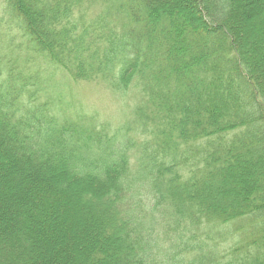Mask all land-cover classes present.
Returning a JSON list of instances; mask_svg holds the SVG:
<instances>
[{
  "label": "trees",
  "instance_id": "obj_1",
  "mask_svg": "<svg viewBox=\"0 0 264 264\" xmlns=\"http://www.w3.org/2000/svg\"><path fill=\"white\" fill-rule=\"evenodd\" d=\"M4 3L49 66L144 103L109 136L37 102L36 78L3 62L0 264H264V58L238 19L264 16V0ZM70 199L85 211L80 249ZM248 218L254 236L230 227Z\"/></svg>",
  "mask_w": 264,
  "mask_h": 264
},
{
  "label": "rangeland",
  "instance_id": "obj_2",
  "mask_svg": "<svg viewBox=\"0 0 264 264\" xmlns=\"http://www.w3.org/2000/svg\"><path fill=\"white\" fill-rule=\"evenodd\" d=\"M4 6V0H0V66H4L3 62L12 63L15 67L17 66L19 69H22L24 74L34 76L38 81V85L27 86V89H36L37 102H44L46 100L53 102L57 108L56 111L59 117L63 120L72 121L98 132L104 130L103 132H108L109 136L120 129L126 122L134 120L135 110L140 106L143 107L144 103L140 102L142 95L139 91L137 92L136 89L138 88L130 87L126 93H120L113 90L105 82L74 80L64 70L56 66H49L44 60L43 55L41 54V56L40 53L35 52L29 44L27 37L22 32V27L21 30L15 24L16 19L8 18ZM97 7L99 6L96 5L91 8L92 15L96 14ZM238 19L241 22V29L245 31L246 36L252 37L247 43V51H252V55L256 52L259 54L260 59H263L264 43L259 44L257 39L256 41L254 39L257 37L256 33L260 29L264 16L249 12L239 16ZM16 71L20 72L18 69ZM5 73L3 72V75ZM28 82L30 83L31 80L28 79ZM131 135H133L136 141L141 139L137 132ZM137 152L138 150H133L131 153L130 163L132 170L136 168L135 155ZM7 173L8 169L1 165L0 230L9 228L11 223L10 219L4 216L1 217L3 213L2 209L5 208L6 203L3 197L4 193L12 189L11 185L4 186V182L1 180L2 175L5 176ZM19 190L16 192L17 195L24 192L23 188ZM19 195L18 197H20ZM67 212V223L63 224L72 229V234L77 239L76 246L79 249L83 248L86 243L80 240L79 236L84 231L85 211L80 210L76 202L70 199ZM248 220L249 218L237 220L230 227L236 229L238 226H241L243 227L241 230L243 236L248 235L250 232V236H254L256 229L251 223L247 224ZM249 240L251 239L249 238ZM42 252L44 253L43 250ZM70 254L72 256L74 252L72 251ZM74 256V259L67 261L65 264H82L81 256L76 254ZM56 264H63V262L61 263L57 260Z\"/></svg>",
  "mask_w": 264,
  "mask_h": 264
}]
</instances>
